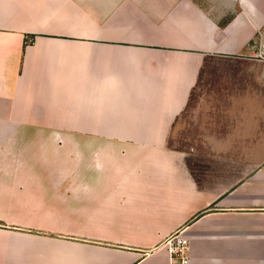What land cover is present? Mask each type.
Segmentation results:
<instances>
[{
  "label": "crops",
  "instance_id": "0c3cea01",
  "mask_svg": "<svg viewBox=\"0 0 264 264\" xmlns=\"http://www.w3.org/2000/svg\"><path fill=\"white\" fill-rule=\"evenodd\" d=\"M215 2L0 0V264H264V153L216 154L264 147V0Z\"/></svg>",
  "mask_w": 264,
  "mask_h": 264
},
{
  "label": "rangeland",
  "instance_id": "374dc122",
  "mask_svg": "<svg viewBox=\"0 0 264 264\" xmlns=\"http://www.w3.org/2000/svg\"><path fill=\"white\" fill-rule=\"evenodd\" d=\"M214 3L216 4L215 1H218V0H213ZM235 1V0H234ZM217 5V4H216ZM239 11V8H238V5H232L231 4V8L229 9V13L231 12V15H233V13H238ZM170 20V19H169ZM225 22L228 21V17L225 18L224 20ZM219 73V72H218ZM218 73H215V74H212L210 75V78L206 80L204 79L197 91L194 92L193 96L192 94L189 96V100H188V105H187V108L188 111L190 110L191 107H194V106H199V101L197 100V93L198 91L200 90V94L201 96L203 97V101H201V106L203 105H207V101L209 98H212V102L211 103H214L215 106H224V103L228 100L225 99V96H226V93L229 92V90L231 88H229L227 82L225 81L224 77L223 76H219ZM222 75V73H221ZM225 94V96H224ZM75 134H73L72 137H74ZM182 149V148H181ZM187 151L189 150V148H185ZM192 149V148H190ZM203 149V148H201ZM206 149V148H205ZM204 149V150H205ZM222 150H216V154L217 155H222L224 153H226L227 155H236V156H244V155H247L248 157H256V156H261L263 153H264V147H256V146H248V147H231V148H225V152H224V148H221ZM204 151H202L203 153ZM206 152V151H205ZM207 153V152H206ZM205 164L206 163H202L200 165V170L201 169H204L205 168ZM198 167L199 165L196 164ZM194 165V167L196 166ZM221 165H225V163L223 164H220V163H217L216 162V166L219 167ZM198 170V169H196ZM222 182H225V180L223 179Z\"/></svg>",
  "mask_w": 264,
  "mask_h": 264
},
{
  "label": "built area",
  "instance_id": "2783aa9c",
  "mask_svg": "<svg viewBox=\"0 0 264 264\" xmlns=\"http://www.w3.org/2000/svg\"><path fill=\"white\" fill-rule=\"evenodd\" d=\"M162 244L168 252V264H190L188 242L180 232L170 234Z\"/></svg>",
  "mask_w": 264,
  "mask_h": 264
}]
</instances>
